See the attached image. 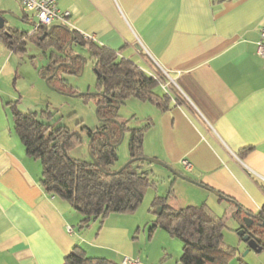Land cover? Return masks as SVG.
<instances>
[{"label":"crops","instance_id":"1","mask_svg":"<svg viewBox=\"0 0 264 264\" xmlns=\"http://www.w3.org/2000/svg\"><path fill=\"white\" fill-rule=\"evenodd\" d=\"M18 5L22 13L16 17L23 24L17 20L9 26L31 36L38 21ZM58 7L70 13L71 31L94 37L120 58L168 79L160 82V93L171 94V109L127 100L128 121L140 117V127L150 125L144 156L224 195L228 201L204 188L206 193H194L202 194L213 211L223 209L224 219L237 211L236 204L241 218L245 212L259 214L264 208V58L258 43L264 0H58ZM26 53L13 52L0 39V110L21 103L29 90H19L16 80L17 90L8 87L14 56L23 62ZM47 62L37 69L41 80ZM41 180V163L27 155L0 113V264H64L77 246L89 257L119 264L127 257L141 264H180L183 248L177 238L161 229L150 237L149 220L111 214L103 224L94 221L80 229L82 216L47 194Z\"/></svg>","mask_w":264,"mask_h":264},{"label":"trees","instance_id":"2","mask_svg":"<svg viewBox=\"0 0 264 264\" xmlns=\"http://www.w3.org/2000/svg\"><path fill=\"white\" fill-rule=\"evenodd\" d=\"M0 15L4 16L1 12ZM0 39L17 54L26 53L28 39L35 43L49 60L42 71L43 78L48 79L56 72L49 81L50 87L71 95H77V92L68 90L64 75L79 73L83 61L81 56H77L71 61L72 67L67 65L72 55L69 49L77 44L88 50L100 88L96 96L100 126L82 129L92 139L90 150L93 160L86 162L71 157L70 152L82 144L79 132L43 123L38 113L19 110L18 101L8 105L12 110L14 131L27 155L41 163L44 191L66 201L82 216L80 229L94 221L103 224L111 214L135 213L148 189L155 186L149 173L138 172L134 167L135 163L146 158L143 142L150 125L131 128L129 121L121 119L119 110L129 99L151 103L163 111L171 109V94L160 93V82H167L168 79L163 73L146 72L133 61L120 58L118 52L85 39L64 24L54 26L49 34L44 26H36L32 35L28 36L6 22L0 29ZM122 134H129L130 157L135 161L122 172L113 174L115 172L110 167L119 160L118 147ZM250 150L245 149L240 156L244 157ZM169 200L170 197L154 198L151 210L155 219L148 230L149 236L161 229L179 239L183 244L180 264H229L234 250L224 246V218L217 216L207 204L175 208ZM252 217L254 225L257 221L258 235L264 239V208ZM236 218L241 219V214H236ZM64 264L119 263L89 257L85 250L77 246L66 257Z\"/></svg>","mask_w":264,"mask_h":264},{"label":"rangeland","instance_id":"3","mask_svg":"<svg viewBox=\"0 0 264 264\" xmlns=\"http://www.w3.org/2000/svg\"><path fill=\"white\" fill-rule=\"evenodd\" d=\"M0 12H3L8 25L15 26V24H18L17 20L21 22L19 24H23L22 21L16 17V15L18 16L22 13L17 0H0ZM29 29L30 28H28V30ZM6 51L7 50L2 46V52ZM69 52L70 54L81 56L85 61L79 73L64 75L68 83V90L77 92V95L60 93L49 87L46 83V79L41 80L38 78L37 69L47 65V57L45 53L30 40L28 42V51L23 62H21L19 57L16 55L14 56L16 65H14V75L10 83H8V87H10V90H17L14 86V81L16 80L19 90L29 89L27 94L23 93L24 97L21 103H18L19 110L38 113L39 119L53 128L65 127L68 130L79 132L82 136V144L70 152L71 157L77 160L90 162L92 160L89 154L90 139L86 133L82 132V129L84 127L95 129L100 126L96 100L100 88L93 62L89 58L88 50L80 45L73 44ZM10 67L11 66H9L8 69H10ZM32 86L35 87L32 89ZM134 101L138 105H141L137 100ZM126 105L127 102L119 110V116L124 121H128L131 117L129 113L131 110H127ZM1 110L0 113L3 114L5 121H9L13 126L12 110L10 107H1ZM141 120L140 117L132 119L131 122H129V126L131 128L140 127L142 126ZM118 156L119 160L110 167V170L113 172L118 171L131 160L129 134H125L122 143L119 145ZM134 167L138 172L149 173L151 183L155 184V186L152 185L148 189L139 209L133 214H127L133 215L132 217L135 218H140V220H145L144 222L149 220L145 227L147 235L155 219L151 206L156 196L170 197L169 201H171L172 206L175 208H184L191 204H196L197 206L207 204L205 197L203 198L200 196L202 194H194L197 193L196 191H199L198 193L206 192H203L201 188L186 181L177 180L176 177L164 167L147 161H139L134 164ZM175 181H179L178 183L180 184L176 186L174 183ZM186 187L190 188V190ZM214 213L224 218L225 211L223 209L217 207ZM224 220L226 224L224 231V246L230 251L234 250L232 255L233 258L230 260L229 264H241V261L243 264H264V249L261 252L253 250L247 252L248 247L246 243H244L238 235L239 220L233 217V213H229ZM175 241L183 248V244L179 239Z\"/></svg>","mask_w":264,"mask_h":264},{"label":"water","instance_id":"4","mask_svg":"<svg viewBox=\"0 0 264 264\" xmlns=\"http://www.w3.org/2000/svg\"><path fill=\"white\" fill-rule=\"evenodd\" d=\"M1 14H3V12H1ZM6 22L7 21H6L5 17L0 15V29L4 28ZM53 27L54 26H51L49 28L48 27H44V29L49 34L51 32V30L53 29ZM70 42L73 43V40H71ZM67 48H68V46H66L65 50H67ZM77 56H79V55H70L69 56V63L67 65L72 67L71 61ZM82 61L84 63V58H82ZM55 74H56V72H55ZM53 76H51L48 79H46V83H47V85L49 87H50L49 81H50V79L53 78ZM52 89H54V88H52ZM54 90H56V89H54ZM56 91H58V90H56ZM58 92H60V91H58ZM60 93H62V92H60ZM119 108H120V106H119ZM124 137H125V134H122V139H121L120 144L122 143ZM91 145H92V139H90V143H89V154H90V156L92 158L93 156H92V153H91V150H90ZM92 160H93V158H92ZM134 161L135 160H130V162L128 164H126L124 167H122L121 169H119L118 171H116L113 174H118V173L122 172L128 165L132 164ZM143 161H147V162H150V163H154V164L160 165V166L164 167L165 169H167L169 172H171L175 177H177V178H179L181 180H184V181H186V182H188L190 184H193V185H195L197 187L207 189L210 192H212L213 194H215L217 197H219L220 199L228 201V199L224 195H222L221 193L213 191L212 189L202 185L201 183H199V182H197V181L185 176L181 172L175 170L173 167L167 165L166 163H164L162 161H159V160H156V159H151V158H144ZM96 165L98 166L97 163H96ZM241 210H242L241 207L238 205L237 206V211L233 214V217H236V214H239V213L241 214L242 213ZM253 225H254V219H253L252 215L250 213L245 212V217L239 219L238 235L241 238V240L244 243H246V245L248 247L247 252H249L251 250L256 251V252H261L264 249V239L259 237V236H257V235H255L250 230L253 227Z\"/></svg>","mask_w":264,"mask_h":264},{"label":"built area","instance_id":"5","mask_svg":"<svg viewBox=\"0 0 264 264\" xmlns=\"http://www.w3.org/2000/svg\"><path fill=\"white\" fill-rule=\"evenodd\" d=\"M23 10L27 13L33 14L38 21V26L51 27L55 22H60L64 25H69L70 13L62 11L58 7V0H18ZM35 30V29H34ZM87 39L94 40V37ZM95 41V40H94ZM140 43V41H139ZM145 52L148 53L146 49ZM258 54L264 58V27L260 33V41L258 43ZM184 167L191 169L192 165L188 161H183ZM72 232L71 229H69ZM122 264H141L139 259L125 258Z\"/></svg>","mask_w":264,"mask_h":264},{"label":"flooded vegetation","instance_id":"6","mask_svg":"<svg viewBox=\"0 0 264 264\" xmlns=\"http://www.w3.org/2000/svg\"><path fill=\"white\" fill-rule=\"evenodd\" d=\"M255 235L263 238L262 236L258 235L257 231H258V226H257V221H256V225H254L251 229H250Z\"/></svg>","mask_w":264,"mask_h":264}]
</instances>
